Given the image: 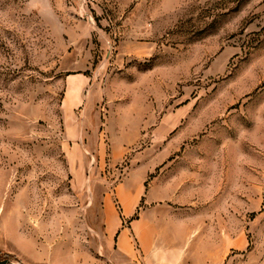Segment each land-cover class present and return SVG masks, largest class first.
Wrapping results in <instances>:
<instances>
[{"label": "rangeland", "instance_id": "1", "mask_svg": "<svg viewBox=\"0 0 264 264\" xmlns=\"http://www.w3.org/2000/svg\"><path fill=\"white\" fill-rule=\"evenodd\" d=\"M158 176L201 212H147ZM153 217L264 264V0H0V264L142 262Z\"/></svg>", "mask_w": 264, "mask_h": 264}, {"label": "crops", "instance_id": "2", "mask_svg": "<svg viewBox=\"0 0 264 264\" xmlns=\"http://www.w3.org/2000/svg\"><path fill=\"white\" fill-rule=\"evenodd\" d=\"M160 178V176L154 178L148 188L147 196L149 205L147 212H201L198 211L201 209L198 200L202 199V194L196 193V188L193 184L190 190L181 193L180 189H185L188 184L179 181L161 183ZM129 181L127 184H129ZM119 223H121L120 218ZM171 224L170 230L178 231L177 220L172 218ZM117 228L118 220L114 218L113 226L109 227L108 233L114 234ZM147 228L149 232L154 233V236L153 241L147 244L146 248H143L146 255L142 262H139L134 257L135 252L133 251V247L129 246L126 241L128 236L127 231L121 230L119 232L116 252L120 256H115L117 257V260L115 259L117 264H194L196 261L200 263L202 256L201 250L199 251L200 248H184V245H180V241L176 236H168L169 233L164 222L162 225L159 220L153 217L152 223ZM140 232L143 233V230H140ZM168 240L169 243L167 244ZM121 256L126 259H122ZM117 261H120V263Z\"/></svg>", "mask_w": 264, "mask_h": 264}]
</instances>
